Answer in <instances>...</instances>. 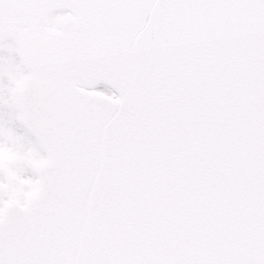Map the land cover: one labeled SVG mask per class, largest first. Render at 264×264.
I'll return each mask as SVG.
<instances>
[{"label": "snow or ice", "instance_id": "6c2138e0", "mask_svg": "<svg viewBox=\"0 0 264 264\" xmlns=\"http://www.w3.org/2000/svg\"><path fill=\"white\" fill-rule=\"evenodd\" d=\"M5 152L0 264H264V0H0Z\"/></svg>", "mask_w": 264, "mask_h": 264}, {"label": "rangeland", "instance_id": "374dc122", "mask_svg": "<svg viewBox=\"0 0 264 264\" xmlns=\"http://www.w3.org/2000/svg\"><path fill=\"white\" fill-rule=\"evenodd\" d=\"M0 159L4 160V161H10L12 159V155L8 152L2 153L0 154ZM11 171V169H10Z\"/></svg>", "mask_w": 264, "mask_h": 264}]
</instances>
